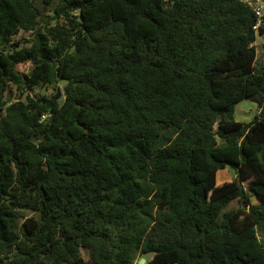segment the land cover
<instances>
[{
    "label": "trees",
    "instance_id": "obj_1",
    "mask_svg": "<svg viewBox=\"0 0 264 264\" xmlns=\"http://www.w3.org/2000/svg\"><path fill=\"white\" fill-rule=\"evenodd\" d=\"M255 23L241 0H0V264H264Z\"/></svg>",
    "mask_w": 264,
    "mask_h": 264
},
{
    "label": "rangeland",
    "instance_id": "obj_2",
    "mask_svg": "<svg viewBox=\"0 0 264 264\" xmlns=\"http://www.w3.org/2000/svg\"><path fill=\"white\" fill-rule=\"evenodd\" d=\"M30 36H31V31H22L21 30L15 35L14 39L16 41H24V40L29 39ZM254 45L256 47L258 60H260V62H261L264 60V34H258L256 36V40L254 42ZM30 67H31L30 62H22V63H19L17 65V70L20 73H27L28 70L30 69ZM52 91H53L52 86L48 85L44 88H37L35 90L29 91V94H31V95H36V94L49 95ZM15 93L16 92L13 88V91L9 92L8 94L15 95ZM257 111H258V108H257L256 103L254 101L243 99V100L239 101L238 103H236V105L234 106L233 116L237 121L249 123L253 119V117L257 113ZM235 175H236L235 171L232 168L226 167L225 169L218 171L216 179H217V182L219 183L222 181L231 180L235 177ZM253 201H255V200H253ZM238 205H239V203L236 200H234L227 205L226 209L236 208ZM25 215L30 216L31 212L27 211V212H25Z\"/></svg>",
    "mask_w": 264,
    "mask_h": 264
},
{
    "label": "built area",
    "instance_id": "obj_3",
    "mask_svg": "<svg viewBox=\"0 0 264 264\" xmlns=\"http://www.w3.org/2000/svg\"><path fill=\"white\" fill-rule=\"evenodd\" d=\"M246 3L253 11L256 17V23L253 29L258 33L259 27H264V0H241ZM44 117V115L42 116Z\"/></svg>",
    "mask_w": 264,
    "mask_h": 264
},
{
    "label": "water",
    "instance_id": "obj_4",
    "mask_svg": "<svg viewBox=\"0 0 264 264\" xmlns=\"http://www.w3.org/2000/svg\"><path fill=\"white\" fill-rule=\"evenodd\" d=\"M152 253L145 254L138 260V264H144L151 257Z\"/></svg>",
    "mask_w": 264,
    "mask_h": 264
}]
</instances>
